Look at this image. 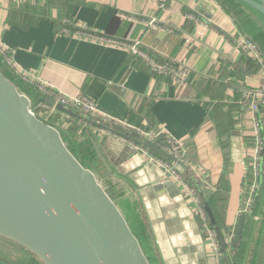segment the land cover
<instances>
[{"label": "crops", "instance_id": "obj_1", "mask_svg": "<svg viewBox=\"0 0 264 264\" xmlns=\"http://www.w3.org/2000/svg\"><path fill=\"white\" fill-rule=\"evenodd\" d=\"M153 19L160 28L148 26ZM65 22L67 34L60 32ZM81 30L141 40L158 61L183 67L188 80L155 75L125 48L75 35ZM243 37L248 39L216 0H0V45L15 51L14 67L57 93L91 98L130 135V130L156 133L158 128L182 141L189 163L212 191L202 200L217 196L224 234L237 228L248 197L254 147L249 103L264 86L259 65L240 45ZM73 115L88 129L83 113ZM260 119L264 138V111ZM92 133L115 174L128 183L131 202L144 211L143 223L156 242L154 255L163 264L209 261L206 236L199 232L193 204L182 188L149 163L136 144L101 129ZM261 208L253 207L251 231L244 227L245 247L241 242L229 251L231 264L254 259Z\"/></svg>", "mask_w": 264, "mask_h": 264}, {"label": "water", "instance_id": "obj_2", "mask_svg": "<svg viewBox=\"0 0 264 264\" xmlns=\"http://www.w3.org/2000/svg\"><path fill=\"white\" fill-rule=\"evenodd\" d=\"M239 1L264 23V0ZM48 104L55 103L49 100ZM100 129L175 161L158 146L131 137L120 125ZM156 134L159 141L166 140L158 128ZM94 147L108 172H114L96 141ZM164 147L170 149L168 143ZM203 192L212 195L210 189ZM206 210L217 233L222 262L231 264L225 241L230 233L220 230L208 205ZM249 219L250 215L240 216L232 250L238 247ZM0 237L29 251L42 264H150L96 174L75 157L59 130L36 115L30 98L1 69Z\"/></svg>", "mask_w": 264, "mask_h": 264}, {"label": "built area", "instance_id": "obj_3", "mask_svg": "<svg viewBox=\"0 0 264 264\" xmlns=\"http://www.w3.org/2000/svg\"><path fill=\"white\" fill-rule=\"evenodd\" d=\"M158 1V0H155ZM161 8L165 9V5L161 4ZM120 17L128 19L130 21H138L137 18L129 16L127 14L121 13ZM150 28H160L157 20L153 19L148 23ZM61 33L67 34L69 30L67 28L66 22L62 25L60 30ZM75 35L80 38L91 39L99 41L103 44L110 46H118L125 48L130 55L140 59L146 64L149 70L158 76H171L177 82L186 83L188 80L189 73L183 68L171 62H160L158 61L150 52L144 49V45L141 40H136L133 42L122 41L115 39L110 36L105 35H96L94 33H89L86 30L76 31ZM240 45L246 51L248 57L257 63L260 67L261 76L264 77V54L261 49L251 40L243 37L241 38ZM15 51L8 50L0 45V55L4 58L7 66L14 72V74L23 82L34 85L45 97L54 101V106L43 105V109H47L50 113H57V108L59 106L80 111L87 119L91 121H96L99 125L110 124V125H120L116 122L109 120L105 115H103L97 105V103L86 96L80 95L76 97H68L61 93L55 92L52 88L47 85L34 82L29 78L26 73L23 71L17 70L13 65V55ZM264 106V86L260 90L254 92L251 96L249 103V110L253 114V138H254V147H253V161H252V176L256 177L255 182L252 185V190L250 191L249 196L245 201L244 209L241 211V215H249L252 213L253 203L255 195L257 193V180L261 176L262 172V152L264 138L262 136V125L259 118V110ZM64 118H69L65 113L62 114ZM122 126V125H120ZM123 127V126H122ZM101 131L110 135L107 131ZM135 135L143 137L144 141L152 143L158 146L160 149L166 151L175 157V161H166L162 158L156 157L153 155L150 150L144 149L143 147L137 146L142 155L149 161L162 169L165 172V176L168 177L170 181L178 184L183 191V195L191 200L194 209V217L198 224L199 232L206 236V246L209 250V255H211L210 261L215 262V264H223L222 257L223 253L220 251V244L217 237V233L214 227L211 226V220L208 215V212L204 206L203 200L200 197L198 190L193 188L191 184L187 181L185 175L189 174L196 183L201 185V190L208 189L207 185H204L201 177L198 175L196 170L189 163L186 155V147L184 143L173 137H166L165 141L158 140V134L146 131L144 129L130 130ZM168 143L170 149L164 147V144ZM236 235V228L226 237L225 241L228 248L232 247L234 244V239Z\"/></svg>", "mask_w": 264, "mask_h": 264}, {"label": "trees", "instance_id": "obj_4", "mask_svg": "<svg viewBox=\"0 0 264 264\" xmlns=\"http://www.w3.org/2000/svg\"><path fill=\"white\" fill-rule=\"evenodd\" d=\"M217 3L221 5L223 10L234 20L237 24V27L239 31L246 35L249 40L257 42L262 48L263 53H264V23L255 21V19L252 17L251 14L244 8V4L241 3L239 0H216ZM227 15V16H228ZM58 26V25H57ZM60 28V27H59ZM139 60V59H138ZM161 61V60H159ZM144 63V62H143ZM145 64V63H144ZM260 67H257V71H259ZM0 69L2 70L3 74L5 75L6 78H8L10 81H12L16 87L19 89L20 92L26 94L31 102H32V107L36 112L40 113L43 112L42 106L47 105L49 106V98L45 97L35 86L25 83L21 81L13 71L9 69L7 66L4 58L0 55ZM262 109V110H261ZM45 110V109H44ZM76 110H71L67 108H57V114H53L52 117H55L56 119L60 120L61 122H67L70 125L69 130L64 131L61 130V135L66 143L67 147L70 149V151L75 155V157L84 165V167L92 170L96 176L98 177V180L100 183L103 185L105 188L106 192L109 194V196L113 199V201L118 205V207L123 211L124 207L129 208L131 203H128L130 197H128V187H126V180H121L115 172L109 173L106 167L103 165V163L100 161L95 147H94V141L97 142V137L92 133L93 128H112V125L110 124H102L99 125L98 122L96 121H91L86 118L85 115L81 117L84 121L87 122L88 124V129L85 128L83 129L77 122L74 120V117H77L76 115H73ZM260 111H264V106H262L259 110V118H260ZM65 113L68 116H70V120L67 118H64L62 114ZM74 116V117H71ZM53 118V119H55ZM50 119V118H49ZM261 120V119H260ZM52 125L56 126V123L54 120H52ZM49 123V122H48ZM145 130V129H144ZM116 131V130H115ZM71 132V134L69 133ZM117 132V131H116ZM128 133V132H127ZM129 134V133H128ZM130 135V134H129ZM73 136H78L82 141L77 143L74 141ZM131 137L133 136L134 138L138 139L139 141L144 142L143 137L137 136L135 134L130 135ZM153 155L156 157L162 158L166 161H171L170 158L165 157L161 153H156L154 151H150ZM263 170V166H262ZM187 181L191 184L193 188L196 190L200 191V197L203 199L204 197H207L206 194L201 190V185L199 183H196L194 179L189 175H185ZM252 175L249 178L248 188L252 187L253 182L251 181ZM120 186L122 192L120 191L118 186ZM264 184L262 185L261 192L258 191L255 195L253 207L259 209V207L262 206L261 208V216H260V226L261 230L258 232V249L254 251V259H252L251 264H264V200L261 198L263 193H264ZM263 191V193H262ZM125 194L127 195V198L125 199ZM217 196L214 195L210 198H208V202L203 200L204 206L206 208V205L209 206L215 220L217 223V226L220 228L222 232H225L223 228L221 227V223L223 219L221 218L220 214L218 211L215 209V198ZM207 199V198H206ZM131 202V201H130ZM208 203V204H207ZM211 220V219H210ZM128 223L130 227L132 228L134 234L140 241V244L148 257L150 264H163L160 260L159 257L155 255L153 257L154 249L156 246L155 238L153 237V234L149 231L146 225L144 223L138 221V222H132L131 220L128 219ZM246 225V226H245ZM244 227L246 230H250L255 226V221L253 220H248L246 221ZM144 226V227H143ZM211 226L213 227L212 221H211ZM244 228V229H245ZM226 233V232H225ZM245 235V231H243L242 236ZM242 242V243H241ZM246 240L243 237L241 241L239 242L240 247L244 248L246 245ZM236 250V249H235ZM234 250V251H235ZM152 251V253H151ZM249 264V263H248Z\"/></svg>", "mask_w": 264, "mask_h": 264}, {"label": "rangeland", "instance_id": "obj_5", "mask_svg": "<svg viewBox=\"0 0 264 264\" xmlns=\"http://www.w3.org/2000/svg\"><path fill=\"white\" fill-rule=\"evenodd\" d=\"M218 5H219V7H220V9L223 11V14H226V15H228L224 10H223V8L221 7V5L219 4V3H217ZM244 8L249 12V14H251L252 15V17L255 19V21H259V22H262L261 20H260V18H259V16L258 15H256L255 14V12L254 11H252L250 8H248V7H246L245 5H244ZM228 17L230 18V19H232L235 23L237 22V20L235 21L234 20V18H232V17H230L229 15H228ZM237 25V24H236ZM258 47L260 46L257 42H255V41H253ZM10 69V68H9ZM11 70V69H10ZM12 71V70H11ZM43 109V108H42ZM35 111V113H36V115L41 119V120H43L44 122H46L47 124H50V123H52V121H51V119L52 120H54L55 121V123H56V126L55 125H52V124H50L51 126H53V127H55L57 130H59V132H61V130H64V131H67V130H69V128H70V125L67 123V122H61L60 120H58V119H56L55 117H52V113H50L47 109H43L42 111L43 112H40V113H38V112H36V110H34ZM55 114H57V113H55ZM50 118V119H49ZM53 118H55V119H53ZM49 122V123H48ZM69 133V132H68ZM69 134H71V132L69 133ZM74 137V141H76L77 143H79L80 141H82L78 136L76 137V136H73ZM261 156H262V166H263V164H264V144H263V152H262V154H261ZM262 174H263V170H262V172H261ZM262 174H261V176H260V178L257 180L258 182H257V187H258V190H257V192L260 190V187L262 186V184H261V181L263 182V184H264V178H261L262 177ZM264 177V176H263ZM98 178V177H97ZM255 179H257L256 177H254L253 176V179H252V182L254 183L255 182ZM100 182V181H99ZM253 185V184H252ZM118 186V185H117ZM117 188H119L120 189V191L122 192V190H121V188H120V186H118ZM252 190V187L251 188H249V191H248V194H247V196H249V194H250V191ZM262 193H263V191H262ZM127 198V195L125 194V199ZM128 199H130V198H128ZM131 200H129L128 201V203H131L130 205V207L129 208H125L124 207V210L122 211L120 208V210H121V212L123 213V215L125 216V218H126V220L128 221V219L129 220H131L132 222L134 221V222H138V221H140L141 223L145 220L146 221V216L144 215V211L143 210H141V211H137V209H136V206L135 205H133V203L132 202H130ZM118 206V205H117ZM140 210V209H139ZM253 210V209H252ZM251 214V213H250ZM249 214V215H250ZM144 227V226H143ZM3 240H5V239H3ZM3 240H1V237H0V264H10V262H11V259L13 258V256L15 255L16 257V259H18V258H20L21 256H20V254L18 255V251H16V248H17V250H20L19 248H18V246L17 245H15V244H13V246H11V245H9V243H6V242H8L7 240H5V241H3ZM16 247V248H15ZM231 248L232 247H230L228 250H227V252L229 253V251L231 250ZM151 253H152V251H151ZM13 255V256H12ZM29 257H31L30 255H28ZM12 257V258H11ZM153 257H155V255H154V253H153ZM32 259H33V261L34 262H36V260L33 258V256H32ZM13 263V262H12Z\"/></svg>", "mask_w": 264, "mask_h": 264}, {"label": "flooded vegetation", "instance_id": "obj_6", "mask_svg": "<svg viewBox=\"0 0 264 264\" xmlns=\"http://www.w3.org/2000/svg\"><path fill=\"white\" fill-rule=\"evenodd\" d=\"M4 238H2L1 237V240H3ZM6 240V239H5ZM5 240H3V241H5ZM8 242H6V243H9V245H11V246H13V244H15V243H13V242H11V241H9V240H7ZM15 245H17V244H15ZM18 246V248L20 249V250H17V248H16V251H18V255L20 254V258H18V259H16L15 257V255L13 256V258L11 259V262H10V264H42V262L38 259V258H36L32 253H30L29 251H27V250H25L24 248H22V247H20L19 245H17ZM28 255H32L33 256V258L36 260V262H34L33 261V259H32V256L31 257H29ZM13 262V263H12Z\"/></svg>", "mask_w": 264, "mask_h": 264}]
</instances>
